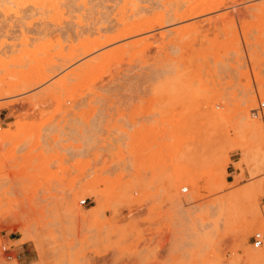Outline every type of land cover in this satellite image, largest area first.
<instances>
[{
    "label": "rangeland",
    "instance_id": "1",
    "mask_svg": "<svg viewBox=\"0 0 264 264\" xmlns=\"http://www.w3.org/2000/svg\"><path fill=\"white\" fill-rule=\"evenodd\" d=\"M105 1L27 2L18 19L0 0V264H264L249 254L264 233V134L241 126L247 107L264 113V0ZM121 17L142 26L110 39ZM184 171L197 180L178 188L194 192L189 216L170 188Z\"/></svg>",
    "mask_w": 264,
    "mask_h": 264
},
{
    "label": "bare ground",
    "instance_id": "2",
    "mask_svg": "<svg viewBox=\"0 0 264 264\" xmlns=\"http://www.w3.org/2000/svg\"><path fill=\"white\" fill-rule=\"evenodd\" d=\"M40 1H43V0H6V2H3L2 3V5H6V4H12V5H14V7L16 6L17 7V9L15 10V12L17 13L16 15H17V18L18 19H25L27 16H30V13H32V12H30L29 13V15L28 14H25V13H23L24 11H23V9H24V5L27 3V2H33V3H39ZM90 1L91 0H80V5H82L83 7H87L88 5H89V3H90ZM105 1V0H104ZM109 1H112V2H114V0H109ZM130 0H127V2H129ZM148 1V0H147ZM146 1V2H147ZM152 1V0H151ZM175 1V0H174ZM195 1V0H194ZM210 1V2H209ZM106 2V1H105ZM119 2V1H118ZM143 2H145V1H143L142 0V3ZM99 3V2H98ZM97 3V4H98ZM102 3H104V2H102ZM163 3H165V2H163ZM150 4V3H149ZM156 4H158V1H157V3H154V5H156ZM172 4V3H171ZM208 4H209V6H208ZM223 4V3H222ZM226 4V3H225ZM262 4V3H261ZM1 5V6H2ZM72 5H75V4H72ZM98 5H100V4H98ZM115 5H118L117 3H115ZM115 5H113V6H115ZM161 5H162V3H161ZM165 5V4H164ZM163 5V6H164ZM30 6V5H29ZM76 6V5H75ZM101 6V5H100ZM102 6H104V5H102ZM101 6V9L103 8ZM160 6V5H159ZM198 6H201V11H204V10H206V9H211V10H213V9H217V8H219L220 6H221V4L220 3H218V2H213L212 0H203L202 2H200V3H198V4H196V5H194L193 7H191V9L192 10H194V9H196V7H198ZM261 6V5H260ZM97 7V6H96ZM105 7V9H106V7H110V6H104ZM117 7V6H116ZM158 7V6H157ZM156 7V8H157ZM172 7H173V5H172ZM258 7V6H257ZM256 7V8H257ZM27 8H29V9H31V7H27ZM27 8H25L24 10H26ZM33 8V7H32ZM75 8V11H77L76 9H78V7L76 8V7H74ZM80 8V7H79ZM107 8V9H108ZM149 8V7H148ZM151 8H152V6H151ZM150 8V9H151ZM183 8H185L184 6H183ZM247 8H249V7H247ZM254 8V7H253ZM252 8V9H253ZM28 9V10H29ZM94 9V8H93ZM104 9V8H103ZM114 9V8H113ZM129 9V8H128ZM142 9H143V7H141V11H142ZM170 9V8H169ZM178 9V8H177ZM251 9V8H250ZM79 10V9H78ZM95 10V9H94ZM94 10H92L93 11V13H91V14H94ZM166 10V9H165ZM179 10V9H178ZM219 10V9H218ZM80 11V10H79ZM141 11H140V13H141ZM153 11V10H152ZM25 12H27V11H25ZM100 13H104V16L103 17H105V14L106 15H109V14H107V12L105 13V12H101V11H99ZM111 12V11H110ZM169 12V11H168ZM216 12V11H215ZM259 12V9H258V11H257V13ZM23 13V14H22ZM112 14V13H111ZM209 14V13H208ZM82 15V14H81ZM103 14H101V16H102ZM125 15V14H124ZM172 15V14H171ZM257 15H259V14H257ZM100 16V17H101ZM129 16H132V15H129ZM260 16V15H259ZM95 17V16H94ZM103 17H101V18H103ZM170 17H172V16H170ZM261 17V16H260ZM106 18V17H105ZM104 18V19H105ZM173 18V17H172ZM83 18H79V20L77 21V25H79L78 27H80V26H82V25H84L83 24V20H82ZM103 19V21H102V23H104V21L105 20H107V22L108 21H110L109 20V18H107V19H105L104 20ZM163 19H165V18H163ZM195 19V18H194ZM93 21H94V19H93ZM113 21H114V19H113ZM23 22V21H22ZM75 22V21H74ZM111 22H112V20H111ZM20 23V22H19ZM95 23V22H94ZM93 23V24H94ZM165 23V22H164ZM73 24V23H72ZM92 24V23H91ZM166 24V23H165ZM168 24V23H167ZM20 25H22V24H20ZM76 25V26H77ZM108 25H109V23H108ZM108 25H107V28L106 29H108L109 30V28H108ZM24 26V25H23ZM72 26H74V24L72 25ZM91 26H93V25H91ZM110 26H111V24H110ZM142 26V24L141 23H139V22H134V23H127V22H125V19L123 18V17H121V18H119L118 19V23L116 24V25H113V27H116V29H118L117 31H118V33L115 35V36H113L112 38H110V39H116V38H121V37H125V36H128V35H130V34H132L135 30H138L140 27ZM86 27V26H85ZM95 27V26H94ZM112 27V28H113ZM111 28V29H112ZM165 28V27H164ZM171 28V27H170ZM45 29V28H44ZM43 29V30H44ZM74 29H75V26H74ZM35 30V29H34ZM42 30V29H41ZM48 30V29H47ZM85 30H86V28H85ZM115 30V29H114ZM160 30V29H159ZM33 31V30H32ZM37 31V30H36ZM84 31V30H83ZM35 32V31H34ZM41 32V31H40ZM102 32H103V28H100V27H98L97 28V31L95 32V30L93 31L92 30V32H90L91 33V35H96L97 37H95V40H93V42H85L84 44H83V48H84V53L85 52H88V51H90V50H92V49H94L95 47H97V46H99V41H100V36L102 35ZM153 32V31H152ZM169 32V31H168ZM36 33V32H35ZM39 33V32H38ZM41 33H43V32H41ZM80 33V32H79ZM78 33V34H79ZM151 33V32H150ZM40 34V33H39ZM169 34H170V32H169ZM142 35H144V34H142ZM157 35V34H156ZM230 34H228V36H229ZM78 36V35H77ZM137 36V35H136ZM135 36V37H136ZM134 37V38H135ZM161 37L162 38H165L166 37V34L164 33V32H162L161 33ZM234 37V36H233ZM31 40V39H30ZM126 40V39H125ZM237 40H238V37H237ZM236 40V41H237ZM173 40H171V42H172ZM118 43V42H117ZM233 43V42H232ZM235 43V42H234ZM233 43V44H234ZM237 43V42H236ZM139 44V43H138ZM137 44V45H138ZM238 44V43H237ZM236 44V45H237ZM126 45V44H125ZM236 45H234V46H236ZM30 46V45H29ZM130 46V45H129ZM137 48H138V46H137ZM239 48V47H238ZM237 49V48H236ZM146 50V49H145ZM124 51H125V49H124V47L123 46H119V47H117V48H115V49H112L111 51H108V52H105V53H103V54H101L100 56H98V57H94V58H92V59H90L89 61H87L85 64H84V66H81L80 68H79V71L78 72H76L78 75H81L82 73H90V72H92V71H95L97 68H99V67H101L102 65H104L105 63H107V62H109V61H111V60H113V59H116V58H119V57H122V54L124 53ZM140 51H141V49H140ZM161 51H162V49H161ZM238 53H239V51H237ZM95 53H96V51H95ZM139 53V52H138ZM142 53V52H141ZM145 53V52H144ZM167 53V52H166ZM140 55V54H139ZM138 55V56H139ZM169 55V54H168ZM162 56V55H161ZM167 56V55H166ZM166 56L164 57V59L163 60H160V61H165L166 59ZM170 56V55H169ZM169 56H168V58H169ZM87 57V56H86ZM135 57H137V56H135ZM172 58V57H171ZM123 60V59H122ZM168 60V59H167ZM166 60V61H167ZM82 61H84V60H82ZM168 62V61H167ZM170 62V61H169ZM163 63H165V62H163ZM162 63V64H163ZM170 68V67H169ZM161 75V74H160ZM169 76H170V74H169ZM166 77V76H165ZM171 77V76H170ZM179 81V80H178ZM162 85V84H161ZM164 85V84H163ZM162 85V86H163ZM2 86L0 85V99H2L1 98V96H3L4 94H5V92H3V89L1 88ZM164 87V86H163ZM166 87V86H165ZM153 88V87H152ZM263 88V87H262ZM200 89V88H199ZM167 90V88L165 89V91ZM160 91H162V90H160ZM165 91H163V92H160V93H164ZM169 91V90H168ZM260 91V90H259ZM262 91H263V93H264V88L262 89ZM261 91V92H262ZM167 93V92H166ZM169 93H170V91H169ZM202 93V92H201ZM195 94V93H194ZM196 94H198V93H196ZM260 95V94H259ZM172 96V95H171ZM261 96V95H260ZM205 97V96H204ZM248 97H249V95H248ZM257 97V96H256ZM255 96H250V98H249V101H251L252 102V104L251 105H253V104H255L256 103V98ZM263 97H264V95H263ZM207 98V97H206ZM209 98V97H208ZM4 99V98H3ZM201 100H202V98H200ZM224 98H222L221 100H223ZM161 100V99H160ZM159 100V101H160ZM158 101V100H157ZM197 101H199V100H197ZM208 101H210V99L209 100H207V102ZM196 102V101H195ZM200 102V101H199ZM206 102V103H207ZM213 101H210V103H212ZM223 102V101H222ZM221 102V103H222ZM225 102V101H224ZM7 103V101H5V104ZM166 103V102H165ZM10 104V103H9ZM158 104V103H157ZM197 104H199V103H197ZM202 104V103H201ZM204 104V103H203ZM213 104V103H212ZM1 106V105H0ZM2 106H3V103H2ZM254 106V105H253ZM6 107V106H5ZM255 109V107H252L251 109H250V106L249 107H247L246 109H244V111L242 112V116H241V122H242V127L244 128V132L245 133H247V134H250V135H252V136H254V135H260V134H264V113H263V115L262 116H259V114L258 115H256V113H251V111L252 110H254ZM251 110V111H250ZM213 114H214V116H220V115H222V109H220V110H218L217 108H213ZM254 116H256V117H254ZM192 125V124H191ZM191 125H190V127H191ZM241 127V128H242ZM242 128V129H243ZM196 129V128H195ZM191 131H192V128L190 129ZM243 131V130H242ZM190 132V131H189ZM242 133L243 134V136L245 135V133ZM190 134H191V132H190ZM9 135H10V133H9V131H0V144L1 143H4L8 138H9ZM246 137V136H245ZM254 139H252V140H250V141H253ZM120 143V142H119ZM252 144V143H251ZM252 146V145H251ZM146 148V147H145ZM149 150V149H148ZM145 152H146V150H145ZM143 156V155H142ZM147 157V156H146ZM238 168H239V166H237ZM192 173V172H191ZM195 174V173H194ZM173 175H174V173H173ZM171 179V178H170ZM169 180V179H168ZM238 181V180H237ZM236 182V181H235ZM184 183H189V186L191 185L192 186V188L193 189H195V188H197L196 186H197V180H196V178L192 175V174H190V171L189 172H186V171H184V172H178V173H176L175 174V176H173V178L171 179V183H170V188L171 189H173V190H175V194L172 196L173 197V201H174V203H175V205L180 209V210H182V211H184L185 213H187V215L189 216L190 214H191V212L189 211V209L186 207V206H188V204L189 203H191V201H192V199L194 198V195H193V193H191L190 195H188V196H182V194L180 195L179 193H178V188L182 185V184H184ZM236 183H238V182H236ZM169 184V183H168ZM168 186V185H167ZM183 186V185H182ZM189 186H188V188H189ZM169 188V187H168ZM185 188V186L182 188V189H184ZM181 189V188H180ZM179 189V190H180ZM195 190H197V189H195ZM170 191H172V190H170ZM199 192V191H198ZM83 193H85V191H84V189L83 188H81V189H75V190H73V193H72V200H73V202L74 201H76L77 200V198H79V196L80 195H82ZM198 194V193H197ZM171 196V195H170ZM197 196V195H196ZM75 205H73V207H74ZM78 207H77V213L79 214V216L78 217H80L81 219H85L86 218V215H85V213L84 212H82V208H80L79 207V205H77ZM175 206V207H176ZM82 212V213H81ZM193 213H195V210H194V212ZM193 213H192V215H193ZM192 217H194V216H192ZM183 218V217H182ZM189 218V217H188ZM185 219V218H184ZM190 219V218H189ZM189 219H186V220H189ZM181 220V219H180ZM190 220H192V219H190ZM264 221V220H263ZM264 223V222H263ZM262 224V223H261ZM259 225V226H261V227H259V229H263L264 230V225ZM255 227H257L256 225L254 226V228ZM250 229V228H249ZM257 229V228H256ZM247 231H248V229H247ZM253 231V230H252ZM255 231H257V230H255ZM260 231V230H259ZM253 233V232H252ZM249 234V233H248ZM247 234H245L244 236H246ZM250 235V234H249ZM252 235V234H251ZM245 238V237H244ZM247 245V244H246ZM250 247V246H249ZM247 248V250L248 249H250V248ZM253 249H254V247H253ZM249 254H250V260L252 261V262H262V261H264V246L263 247H260V248H257V249H254V251L252 252V253H250V251H249ZM14 260V259H13ZM9 264H20L19 263V261H18V259L16 258L14 261H12L11 263H9Z\"/></svg>",
    "mask_w": 264,
    "mask_h": 264
},
{
    "label": "built area",
    "instance_id": "3",
    "mask_svg": "<svg viewBox=\"0 0 264 264\" xmlns=\"http://www.w3.org/2000/svg\"><path fill=\"white\" fill-rule=\"evenodd\" d=\"M262 107H264V103H262ZM262 109V108H261ZM3 127V118H2V114L0 113V129ZM188 187H185L184 189H183V192H187L188 191ZM86 201H87V199H84L83 201H82V203H86ZM253 239H254V245L256 246V247H261L263 244H264V233L263 232H257L255 235H254V237H253ZM2 249H3V252L6 254V257L8 258V259H11V258H13V250L10 248V247H8L7 245H4L3 247H2Z\"/></svg>",
    "mask_w": 264,
    "mask_h": 264
}]
</instances>
